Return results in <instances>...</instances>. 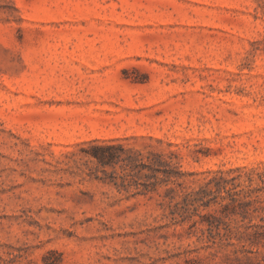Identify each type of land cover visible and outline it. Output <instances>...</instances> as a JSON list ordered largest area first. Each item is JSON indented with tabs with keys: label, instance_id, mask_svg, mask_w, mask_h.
Instances as JSON below:
<instances>
[{
	"label": "rangeland",
	"instance_id": "obj_1",
	"mask_svg": "<svg viewBox=\"0 0 264 264\" xmlns=\"http://www.w3.org/2000/svg\"><path fill=\"white\" fill-rule=\"evenodd\" d=\"M103 143L259 189L182 220L176 191L91 161ZM256 172L264 0H0V264H264Z\"/></svg>",
	"mask_w": 264,
	"mask_h": 264
},
{
	"label": "trees",
	"instance_id": "obj_2",
	"mask_svg": "<svg viewBox=\"0 0 264 264\" xmlns=\"http://www.w3.org/2000/svg\"><path fill=\"white\" fill-rule=\"evenodd\" d=\"M172 154L174 152H170L169 155L165 153H158L153 151H148L147 153H142L140 151L134 150L132 148H125L122 144H93L91 145V150L88 152V156L91 161H94L97 166L102 168L111 167L115 168L116 165L120 164L122 175L121 180L124 182L128 181V184L131 185L133 183L128 180V177L133 179L134 185L141 184L143 189L146 192H154L157 191L158 186H166L164 190V197L169 198V203L172 202L173 195L172 193L176 191L180 200L176 201L173 204H169L173 208H170L169 213L171 215L178 214L182 220L191 219L192 216L198 211V208L202 206L203 208H207L210 205V201L215 199L217 194L221 192V190L225 191L229 195L230 202L226 205H230L232 212L235 210V203L238 201L237 194L240 192L244 193V197L250 196L251 193L259 188H256L252 185L254 180V175L252 172H245L247 183L239 190H236V187L240 184H234L232 182V186H227L228 181L224 179V183L220 184L215 183V187H211V182L215 179V176L204 180L198 189L190 188L189 186H183L182 181L180 179L185 176V173L179 170L176 163L172 162ZM115 171L111 172L113 175ZM257 179L261 183L260 186L264 187V174L261 172H256ZM144 177L143 182H137L135 179ZM240 174L238 175V177ZM236 177H232L234 179ZM113 181V179H111ZM169 183H173L177 186H180L179 189H175L172 186H168ZM116 184V181H114ZM247 194V195H246ZM214 215L205 212L200 214V217H206L208 222V228L210 231L212 228H218L213 225L209 217H213ZM195 223V220L192 222ZM251 226L256 230L261 225L251 224Z\"/></svg>",
	"mask_w": 264,
	"mask_h": 264
}]
</instances>
